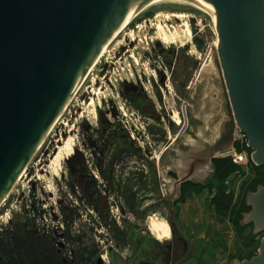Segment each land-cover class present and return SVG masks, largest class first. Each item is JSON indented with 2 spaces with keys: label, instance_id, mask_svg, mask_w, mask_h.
Masks as SVG:
<instances>
[{
  "label": "rangeland",
  "instance_id": "rangeland-1",
  "mask_svg": "<svg viewBox=\"0 0 264 264\" xmlns=\"http://www.w3.org/2000/svg\"><path fill=\"white\" fill-rule=\"evenodd\" d=\"M177 13L188 17L176 18ZM186 24L191 32L185 30ZM159 27L169 44L160 38ZM132 33L137 37L132 38ZM215 39L209 15L183 5L151 7L136 17L108 43L101 61L36 147L0 205V229L28 216L57 237L58 245L73 252L79 247L83 251L96 248V264H113L116 248L132 250L127 243L134 232L131 228L152 234L147 223L150 215L164 216L181 233V227L189 230L186 217L193 209L204 215L202 210L214 209L215 197L221 201L227 193L236 200L242 193L241 198L247 199L255 186L264 185V165L254 161L255 149L248 144V136L238 131L236 150L224 156L240 165L230 175L219 179L212 160L203 181L189 180L182 188V182H177L174 199L152 191L151 162L158 160L163 143L176 138L182 104L195 109L190 102L195 100V63L209 55V40L215 52ZM97 91L99 96L92 102ZM67 132L74 136V145L55 174L49 167L50 157ZM162 174L177 179L166 166ZM231 211L226 205L219 217L228 218ZM68 232L73 238L66 243L63 235ZM260 233L264 235V230ZM181 246L182 242L175 243L178 250Z\"/></svg>",
  "mask_w": 264,
  "mask_h": 264
},
{
  "label": "water",
  "instance_id": "water-1",
  "mask_svg": "<svg viewBox=\"0 0 264 264\" xmlns=\"http://www.w3.org/2000/svg\"><path fill=\"white\" fill-rule=\"evenodd\" d=\"M160 1L207 13L216 39L195 63V109L182 104L176 138L151 162L152 191L174 199L178 181H203L214 157L236 150L238 131L264 164V0H0V205L104 43ZM247 202L239 221L254 219V233L264 228V185ZM230 264H264V235L258 253Z\"/></svg>",
  "mask_w": 264,
  "mask_h": 264
},
{
  "label": "trees",
  "instance_id": "trees-1",
  "mask_svg": "<svg viewBox=\"0 0 264 264\" xmlns=\"http://www.w3.org/2000/svg\"><path fill=\"white\" fill-rule=\"evenodd\" d=\"M238 149L241 150V147L238 146ZM213 161L219 179L230 175L240 166L231 157L218 156L214 157ZM261 165L264 164H259L258 166L260 167ZM253 180L250 182L252 185L255 182ZM188 183L189 180L183 181L181 188ZM241 195L242 193L238 195L236 200L235 198L233 200L231 198L232 195L224 193L221 197L223 200H217L215 197L213 201L216 206L218 219H222L219 217V213L224 206L231 207V216L228 218L234 221L239 229L246 226V224L239 221L243 211L250 209L247 199L241 198ZM97 208L100 209L98 205ZM69 217L72 219L73 215H69ZM65 224L69 231L70 220L68 222L66 218ZM69 232L67 235H63L66 243H69L73 238ZM56 238L50 232H44L43 228L38 226L35 219L31 217L27 216L19 221L11 220L10 224L3 225L2 229H0V264H96V258L99 254L98 249L90 248L88 251H83L79 247L77 251L73 252L66 246L58 245Z\"/></svg>",
  "mask_w": 264,
  "mask_h": 264
},
{
  "label": "crops",
  "instance_id": "crops-1",
  "mask_svg": "<svg viewBox=\"0 0 264 264\" xmlns=\"http://www.w3.org/2000/svg\"><path fill=\"white\" fill-rule=\"evenodd\" d=\"M213 208L207 213L202 210L204 215H199V209L190 211L191 215L186 217V224H190L187 225L189 230L181 227V233L187 238L188 245L181 246L180 250L175 247L174 256L169 259H137L132 250L128 252L125 250L128 248H116L112 253L113 264H230L231 261L244 260L255 255L252 252L256 253V246H260L263 236L260 232L264 228L252 233L254 219L241 221L246 224L242 229L230 218H217L216 221L215 206Z\"/></svg>",
  "mask_w": 264,
  "mask_h": 264
},
{
  "label": "bare ground",
  "instance_id": "bare-ground-1",
  "mask_svg": "<svg viewBox=\"0 0 264 264\" xmlns=\"http://www.w3.org/2000/svg\"><path fill=\"white\" fill-rule=\"evenodd\" d=\"M166 4H168V5H178V6L179 5H181V6L183 5L185 7H190L192 9L202 11L200 9H197V8L191 6V5H188V4H185V3H181V2H176V1H160V2L151 3V4H148L146 6L141 7L136 12H134L128 19H126L116 29V31L110 36V38L104 43V45L102 46V48L100 49V51L98 52V54L96 55V57L94 58V60L91 62V64L89 65L88 69L86 70V72L82 76V78L80 79L79 83L76 85V87L72 91V94L83 83L84 79H86L85 77H87L96 68V65L101 61V57L105 53V49H106L108 43H110L111 41H113L115 39V37L120 32H122L123 29L125 27H127V25L131 24L133 22V20L136 17H138L140 14H142L144 12H147V10L150 9L151 7L162 6V5H166ZM202 12H204V11H202ZM167 15L168 16H171L169 14H167ZM175 16H176V18H180V19H183V18H187L188 17V15L185 14V13H177ZM158 30H159L160 38L166 44H169L170 43V39L164 34L163 29L161 27H159ZM185 30L188 31V32H191V27H190L189 24H186ZM131 36H132V38H136L137 37L133 33L131 34ZM99 93H100V91L99 92L97 91L95 93V98L92 99V102H94V100L99 96ZM72 94H71V96H72ZM176 116H177V119L180 118L177 114H176ZM54 121L48 127V129L46 130V132L44 133V135L42 136V138L37 143L36 147H38L42 142H44V140H45V138L47 136V133L49 132L51 126L54 123ZM74 141H75V138H74V136L72 135L71 132H67V133L63 134L61 136V138L58 140L59 143L57 145V152H56V154H52L51 155V157H50V166H49L51 168V171H53L55 174H58V172H60V169H61L60 166L62 164V159L69 154V150L74 145ZM227 153H231V151L230 152H227ZM22 170H23V168H22ZM22 170H21V172H22ZM147 223H148L149 229L152 232V235L154 237H156L158 240L161 241V240H164V239H169L171 237V235H172V238H173L171 224L168 221V219L165 218L164 216H160L158 214H152V215H150L148 217V222Z\"/></svg>",
  "mask_w": 264,
  "mask_h": 264
},
{
  "label": "flooded vegetation",
  "instance_id": "flooded-vegetation-1",
  "mask_svg": "<svg viewBox=\"0 0 264 264\" xmlns=\"http://www.w3.org/2000/svg\"><path fill=\"white\" fill-rule=\"evenodd\" d=\"M73 157L76 158L75 156ZM96 167L98 171H100L99 167ZM103 182L105 183V181ZM144 212H147V210H145ZM132 229L134 232L132 234L131 231L127 243L130 244L133 255L136 256L137 259L149 260L154 257H156L158 260L169 259L171 256H174L173 251L175 248V243L177 241L182 242V247H186L183 240L179 238L177 234H173V238H170L167 243H160L159 240L152 234H144L142 230L139 229V227H133L131 228V230Z\"/></svg>",
  "mask_w": 264,
  "mask_h": 264
},
{
  "label": "built area",
  "instance_id": "built-area-1",
  "mask_svg": "<svg viewBox=\"0 0 264 264\" xmlns=\"http://www.w3.org/2000/svg\"><path fill=\"white\" fill-rule=\"evenodd\" d=\"M232 152H233V151H232ZM232 152H231V153H232Z\"/></svg>",
  "mask_w": 264,
  "mask_h": 264
}]
</instances>
